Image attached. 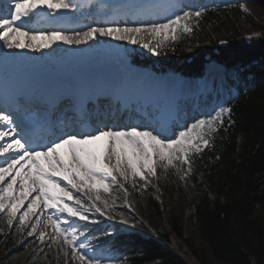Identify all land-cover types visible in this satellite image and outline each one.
<instances>
[{
    "label": "trees",
    "instance_id": "16d2710c",
    "mask_svg": "<svg viewBox=\"0 0 264 264\" xmlns=\"http://www.w3.org/2000/svg\"><path fill=\"white\" fill-rule=\"evenodd\" d=\"M245 3L264 13V0ZM247 19L261 32L256 40L239 33L237 27ZM184 24L190 32L184 31ZM153 47L157 52L147 55L136 51L134 62L200 76L205 64L216 60L228 68H243L245 78L249 73L252 77L226 104L232 109V123L225 114L212 143L192 156L193 185L186 196L209 254L196 247L176 221L161 234L143 224L142 231L118 237L127 240L125 264H191L172 245L174 240L200 264L213 259L218 264H264V23L247 15L242 3L209 6ZM172 172L168 175L177 180Z\"/></svg>",
    "mask_w": 264,
    "mask_h": 264
},
{
    "label": "snow or ice",
    "instance_id": "6c2138e0",
    "mask_svg": "<svg viewBox=\"0 0 264 264\" xmlns=\"http://www.w3.org/2000/svg\"><path fill=\"white\" fill-rule=\"evenodd\" d=\"M45 6L54 11L77 7L72 0H12L11 8L14 11L7 14L9 18L0 15V40L4 41L7 48L39 50L49 48L57 41L79 45L100 35L129 40L133 44H142L151 52H157L160 45L153 47L151 42H146V38H166L177 30L182 21L199 18L204 11H183L165 23H140L136 26L111 23L91 26L86 31H26L23 25L17 26V22ZM184 31L190 32L191 28L184 24ZM231 112V107H221L215 116L198 119L181 127L178 132L157 131L147 127L141 130L139 126H133L118 130L105 127L89 132L65 133L42 150H37L31 148L29 141L20 135L13 116L0 110V141L6 138L10 141L0 144V157H3L0 161L3 164L0 166V212L7 211L10 217L8 224L12 225V218L31 196L26 209L19 216L20 225H24L30 216L36 217V223L30 225L29 236L38 231L39 217L47 209L52 212L47 220L64 242L72 247V254L77 256L81 264H101L100 259L77 251L87 246L78 244V229L73 226V218L87 221V213L95 206L85 207L82 194L91 201L90 192H108L109 181L118 183L116 173L127 180L122 164L130 169L133 178L144 177L145 172L156 176L157 165L164 171L172 167L187 175L192 171L190 154L200 153L212 143L215 134L223 126L225 114L229 116V124L232 123ZM17 182L21 188L19 199L15 190ZM118 186L124 187L123 184ZM99 199L97 195L96 200ZM96 211L101 209L96 207ZM56 213L67 214V217L61 221ZM44 237L45 233L39 231L38 238L42 242Z\"/></svg>",
    "mask_w": 264,
    "mask_h": 264
},
{
    "label": "rangeland",
    "instance_id": "374dc122",
    "mask_svg": "<svg viewBox=\"0 0 264 264\" xmlns=\"http://www.w3.org/2000/svg\"><path fill=\"white\" fill-rule=\"evenodd\" d=\"M112 1L113 0H88L84 2L85 4H81L80 1L73 0L72 2L78 5L77 8L80 11L82 10V17L87 20L92 12L102 11L105 7L102 13H98L99 18L104 21L96 18L100 21L98 24H93L96 22L91 23L90 21L88 23L80 19V21L78 20L80 27L76 31H86L91 26L111 23H116L120 26H124L125 24L128 26H136L140 23L150 22L165 23L168 19L174 18L175 15L182 14L183 11L190 10L195 12L207 6H217L230 0H122L123 2L114 0L115 2H119L118 5L123 9L122 11V9L118 8L116 13L121 10L120 13L128 16L127 18L124 17L126 18L125 20L121 18L116 20V17V21L113 19L120 13L113 14L116 5L111 4ZM233 1L237 3L240 0ZM100 3L101 5H99ZM242 6V10H244L247 15L251 14L256 20L264 23V13L252 9L245 2L242 3ZM10 9L11 6H7L6 3L4 5V0H0V15L6 18ZM63 12L65 11L61 13ZM66 13L67 16H69V12ZM50 28L51 31L61 30L59 29V25L55 28ZM237 28L243 38L248 41L256 40L261 34L259 28L252 25L250 19L243 21ZM47 30L50 32V29ZM173 34L174 33L171 35ZM171 35L166 38L162 36H156L154 39L148 37L146 38V42H151L152 46H154V43L159 44L168 39ZM192 38L194 39L195 37L193 36ZM193 39L190 42H192ZM92 40L93 41L89 43H82L80 45L85 44L87 45L86 47H89L93 44L91 50L94 51V45L98 42L102 46L108 47L111 45L110 43L112 41H116L130 57V54L135 50L151 52L147 48H144L142 44H133L129 40H118L109 36L105 38L100 35H97ZM57 42L62 45V48L56 49L55 47H49L46 48V51L51 54H59L61 51L64 52V49L70 47L75 49L79 46L76 44L69 45L63 41ZM7 50L8 52L11 51L8 48H4L2 52L6 53ZM34 51L36 52L37 50L34 49ZM29 52L32 53V51ZM65 52H69V50H65ZM129 62L131 66H133L132 61ZM212 66L213 64L207 65L206 75L201 79L206 85L210 84L214 85V87L208 90L206 94H200L202 97L198 101L196 100V102H193V99H191L190 102L187 101L186 104L180 101L181 107L183 106L184 109L188 107L189 114L190 111L192 112L189 117L190 119L186 118L189 125L198 119H206L210 116H215L219 109L225 107L226 102L237 93V88L232 81H235V79H233L235 77L234 72L220 71L219 69L212 68ZM102 68H104V66ZM145 71L149 73L154 70L145 69ZM156 75L161 77L167 74L157 72ZM76 77H78V73L75 75V78ZM201 79H191L189 81L196 80L200 82ZM237 80H241L240 75H237ZM177 124L180 123L178 122ZM152 125V122L148 123V126L153 129ZM105 127L111 128L113 126L110 124L104 126V128ZM118 129H121V127L116 128V130ZM179 130L180 129H177V131ZM194 154L197 153L190 154L191 159ZM113 163H115V161ZM121 168L126 172L128 176L127 180L116 173L118 183L112 184L111 181H109L108 192L102 190L99 192H90L89 195L92 196L91 201H88L87 196L82 194L85 207L93 204L95 206L87 213L89 216L87 221L80 220L78 217L73 218V226L78 229V244L87 246L82 250L78 248V252L83 251L88 257L100 259L101 264H125L128 254L123 250L127 247V240L125 241V238L118 239L120 235L142 231L141 225L143 224L149 226L156 234L167 233L170 231L171 224H174L176 221L177 224L182 227L183 234L185 236H190L191 241L196 247L209 254L207 243L197 231L193 205L186 196L189 187L193 185L191 176L194 172V163L192 164V171L187 175H184L183 171H178L177 168L169 167L167 171H164L157 165L156 176H152L145 172L144 177L137 176L133 178L130 169H127L126 165L122 164ZM171 170H173L172 173L174 177H177V180H174L173 177L171 178L170 175H168V171ZM189 181H191V183ZM119 184H123L124 187H119ZM97 195L100 197L99 200H96ZM105 202L107 203L105 204ZM26 207L27 205H23L20 211L16 213V216L12 218V225L8 224L10 217L7 211L0 212V264H81L77 256L72 254V247L64 242L63 237L55 231V228L53 229L52 227L49 230V228L42 226L40 229V231L45 233L44 239H48L50 237L48 233L51 232L53 236L52 240L42 242L38 238L39 231L31 236L28 235L31 229L30 225L33 224V222L26 219L24 225H20L19 223V216ZM96 207H99L101 211L97 212ZM45 213L48 216L52 215V212L47 209L43 210V214ZM56 215L60 216L61 221H64L67 217V214L56 213ZM80 233H84V235ZM172 245L175 246L191 264H200L195 257L185 251V248L180 247L175 240L172 241ZM65 253H67V255H65ZM210 264H218V260L213 259Z\"/></svg>",
    "mask_w": 264,
    "mask_h": 264
},
{
    "label": "bare ground",
    "instance_id": "6f19581e",
    "mask_svg": "<svg viewBox=\"0 0 264 264\" xmlns=\"http://www.w3.org/2000/svg\"><path fill=\"white\" fill-rule=\"evenodd\" d=\"M78 1H80L81 4H85L84 2H87L88 0ZM5 3L7 6H11L12 0H4V5ZM77 7L75 9L51 10L44 16H42V7L30 17L23 18L21 22H17V26L23 25L24 30L26 31H42L43 28L41 24L47 20L51 21V24H54L52 28L59 25V29H66L68 26L72 25L74 20L78 18L83 19V12ZM117 9L118 6L116 5L114 11L116 12ZM12 11H14V9L11 8L9 13ZM62 11L69 12V16H61L60 13ZM6 18L9 17L7 16ZM35 18L40 19L38 24L34 23ZM24 20L29 21L27 27L24 25ZM88 20L91 22H97L94 12L90 14ZM116 20H118V18ZM104 37L106 38L107 36ZM21 39L24 38L22 37ZM90 41L93 40H89L86 43H89ZM35 43H39V41H36ZM99 44L100 43L98 42L94 45V51L91 50L93 44L89 47H86L87 45L85 44H79L75 49L73 47L64 49V52L65 50H69V52L64 53L63 51L60 52L58 50L60 55L57 53L51 54L46 51V48L39 49L35 52L34 49L30 50L29 48L14 47L8 48L11 51L8 52L7 50V52L4 53L2 51L7 47L5 46L4 41L0 40V91L5 94L6 97H16L20 91H26L34 84V80L29 77L31 72L44 70L49 76L59 75L64 78L66 82H75L76 86L70 93L79 97L83 101H85L86 97L100 95L103 89L107 88V91L114 95L113 101L115 102L118 100L120 102L116 109L114 108V105L110 106L109 112L110 114L113 112V115L111 116L114 118V121L118 122V125L121 128L133 126L141 127L142 124H140V122L142 119L147 115L153 114L154 125L156 126L155 130H166L171 132L176 131V127L183 125L184 122H188L186 121V117L189 115L188 107H185V109L183 106L181 107L180 101L186 104L189 97L195 98V100L201 99L202 96L200 94H206L211 88L210 86H207L203 80L197 82L196 80H185L182 77H159L156 74L148 73L145 70L133 68L129 62V55L119 46L118 42L112 41L110 43L111 45L108 47ZM51 47L60 49L62 48V45L57 42V44L55 43ZM29 51H32L33 54ZM11 61L19 64L20 67L24 66V70H7L5 67ZM103 66L104 68H102ZM105 70L108 71L106 76L103 75ZM77 73L78 77L75 78ZM60 90L66 91V86L59 88V92ZM150 102L157 106L159 105L158 108L156 110L153 109L154 107L150 108L148 106ZM140 103L142 108L139 111L138 105ZM147 106L148 108L146 109ZM2 107L3 106L0 105V110H2ZM72 107H74V105H72ZM134 108L136 111L133 110ZM121 109L126 112L125 120L120 119L119 117ZM137 112L140 114V120L139 123L135 124ZM129 114H131V117L127 120ZM178 122L180 124H177ZM77 131H79L77 127L72 126L69 133H76ZM7 142L10 141L6 138L4 141H0V144ZM2 160L3 157H0V161ZM114 161L115 160L113 159V162ZM0 166H3V164H0ZM16 167H19V165ZM13 174H15V172H13ZM15 190L17 199H19V193L21 191L19 182H17ZM33 195H35V193H33ZM30 200L31 196L28 200L24 201V205H27ZM39 211L40 210L38 209L37 213H39ZM47 217L48 215L46 213L40 215V224L37 225L38 231H40L42 226L49 228V230L52 227L54 229V226L47 220ZM28 219L31 222L36 223L35 216H30ZM48 234L50 237L48 236L49 238H45L44 241L52 240L53 236L51 235V232Z\"/></svg>",
    "mask_w": 264,
    "mask_h": 264
}]
</instances>
